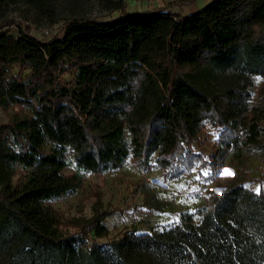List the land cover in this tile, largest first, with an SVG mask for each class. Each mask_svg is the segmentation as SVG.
Here are the masks:
<instances>
[{"label":"trees","instance_id":"trees-1","mask_svg":"<svg viewBox=\"0 0 264 264\" xmlns=\"http://www.w3.org/2000/svg\"><path fill=\"white\" fill-rule=\"evenodd\" d=\"M130 1L153 0H96L119 16L73 17L39 37L8 9L24 3L54 19L52 0H0V110L22 108L0 125V244L19 242L28 264H264V189L241 177L150 233L91 241L108 235L100 201L72 222L77 232L59 233L53 202L74 195L84 174L130 159L148 170L155 158L178 179L264 148V0H212L188 16L131 12ZM208 125L218 138L206 156L195 142ZM71 163L76 173L64 174ZM258 181L263 188L264 174Z\"/></svg>","mask_w":264,"mask_h":264},{"label":"rangeland","instance_id":"rangeland-1","mask_svg":"<svg viewBox=\"0 0 264 264\" xmlns=\"http://www.w3.org/2000/svg\"><path fill=\"white\" fill-rule=\"evenodd\" d=\"M211 1L197 0L194 5L183 8L170 7L172 0L130 1L128 9L131 12L169 9L168 11L173 13L187 15L203 9ZM52 4L55 8L54 19L24 3L9 7L8 14L18 21L32 25L39 37L56 35L63 22L73 17H98L107 20L119 16V13L109 15L103 12L96 0H52ZM52 20H55V23H52ZM14 73H21L23 78L28 74L27 71L20 72L19 68H16ZM66 80L71 81L72 77L67 75ZM262 83V78H255L252 88L255 102L260 100ZM21 109L16 106L0 110V125L8 123L14 113ZM261 125H264V121ZM217 138L218 132L211 125L206 126L195 142L196 150L209 156ZM74 173L76 168L74 163H71L64 170V174ZM263 174L264 148L242 154H230L216 172H212L210 168H195L178 179L169 178L159 169L155 158L148 170L140 169L136 161L130 159L117 171L102 175L84 174L82 187L74 195L53 202V206L63 222L59 233L66 236L77 232V228L71 225L72 222L90 219L96 203L100 201L102 211L111 213L103 222L108 229V235L96 238L91 234L90 238L91 241L104 244L118 240L128 232L150 233L176 223L183 213H195L204 207L211 194H222L233 178L246 179L247 186L255 192H260L264 187H261L258 180ZM21 176L20 173L17 174L14 181ZM147 192L150 197H147ZM21 246L17 241L0 244V264H28V254Z\"/></svg>","mask_w":264,"mask_h":264},{"label":"crops","instance_id":"crops-1","mask_svg":"<svg viewBox=\"0 0 264 264\" xmlns=\"http://www.w3.org/2000/svg\"><path fill=\"white\" fill-rule=\"evenodd\" d=\"M197 11H195V12H192V13H190V14H185V15H183V16H188V15H191V14H193V13H196Z\"/></svg>","mask_w":264,"mask_h":264},{"label":"built area","instance_id":"built-area-1","mask_svg":"<svg viewBox=\"0 0 264 264\" xmlns=\"http://www.w3.org/2000/svg\"><path fill=\"white\" fill-rule=\"evenodd\" d=\"M46 34L48 35V32Z\"/></svg>","mask_w":264,"mask_h":264}]
</instances>
